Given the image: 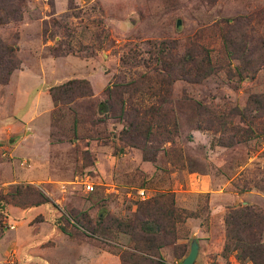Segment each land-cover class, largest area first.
<instances>
[{"label":"rangeland","instance_id":"1","mask_svg":"<svg viewBox=\"0 0 264 264\" xmlns=\"http://www.w3.org/2000/svg\"><path fill=\"white\" fill-rule=\"evenodd\" d=\"M13 8L23 19L0 25V41L16 44L21 63L0 84V264H121L117 252L130 238L92 229L106 212L128 219L140 189L175 199V233L155 263L182 264L196 239L194 264H236L224 255L227 214L248 204L264 210V0H0V16ZM196 42L215 70L172 85L174 144L124 142V122L100 114L106 87L154 72L161 43L185 52ZM73 79L88 80L94 93L79 108V139L70 130L76 102L57 114L50 95ZM77 177L95 191L74 184ZM26 186L50 203L15 206L11 194ZM80 213L83 224L68 222Z\"/></svg>","mask_w":264,"mask_h":264},{"label":"trees","instance_id":"2","mask_svg":"<svg viewBox=\"0 0 264 264\" xmlns=\"http://www.w3.org/2000/svg\"><path fill=\"white\" fill-rule=\"evenodd\" d=\"M22 19L21 10L19 12L13 8L6 15L0 16V25ZM44 32L46 36L50 34V29L45 28ZM56 39L57 36L53 34L51 40L59 45L60 42ZM192 47H185L184 52L177 43H161L156 54L158 67L154 72L141 73L137 78L127 81H115L106 87L107 98L99 105L100 114L109 116L113 112L119 122H124L121 132L124 142L133 144L135 141V146H138L142 141L145 147L153 142L174 144V139L179 134V126L176 110L170 106L172 85L181 78L190 82L205 80L215 70L208 48L205 45L201 48V44L197 42ZM231 47H234V43H231ZM54 49L59 51L55 53L56 56H64L62 49ZM16 50V44L9 46L0 41V84H8L14 72L20 69L21 63L16 56ZM70 50L74 52L73 48ZM50 95L55 111L60 106H71L70 104L76 102V106L71 108L73 120L70 130L74 138L79 139L83 125V114L79 108L83 106L81 103L93 102L91 83L85 79H73L51 88ZM146 95L154 98L155 102L150 107L143 108L135 100ZM56 113L60 114L59 111ZM142 149L146 160L157 161L156 154L149 157L146 150ZM18 196L19 200L16 198ZM11 197L16 202L15 206L24 208L30 204L38 207L50 203L48 198L35 192L30 186L17 187ZM176 213L173 193L164 194L138 202L136 211L126 220L110 217L108 212L101 214L97 228L92 230L104 235L124 234L130 238L131 246L117 252L121 264H165L159 261L155 263L154 260L155 257L161 259V250L169 244L167 236L171 232L175 233ZM82 215L80 213L75 219L72 218L73 222L71 217L66 218L73 225H80L83 224ZM91 223L88 219L87 225ZM225 223L227 240L224 255L231 257L236 264H264V210L251 204L240 205L229 211ZM62 232L70 235L66 229H62Z\"/></svg>","mask_w":264,"mask_h":264},{"label":"built area","instance_id":"3","mask_svg":"<svg viewBox=\"0 0 264 264\" xmlns=\"http://www.w3.org/2000/svg\"><path fill=\"white\" fill-rule=\"evenodd\" d=\"M74 184L82 186L87 193H92L95 191V185H94V183H92L90 181V179L88 177H86V178L77 177ZM137 197L141 201H146V200L150 199V196L148 195V191L146 189L138 190L137 191Z\"/></svg>","mask_w":264,"mask_h":264},{"label":"water","instance_id":"4","mask_svg":"<svg viewBox=\"0 0 264 264\" xmlns=\"http://www.w3.org/2000/svg\"><path fill=\"white\" fill-rule=\"evenodd\" d=\"M182 25V21L179 20L177 23V27H180ZM19 140H21V136L10 139V144H15L17 143ZM199 251H200V245L198 240L194 239L191 242V249H190V253L189 255L183 260L182 264H194L195 261L197 260L198 256H199Z\"/></svg>","mask_w":264,"mask_h":264},{"label":"crops","instance_id":"5","mask_svg":"<svg viewBox=\"0 0 264 264\" xmlns=\"http://www.w3.org/2000/svg\"><path fill=\"white\" fill-rule=\"evenodd\" d=\"M25 117H26V116L24 115V118H25ZM24 118H23V119H24ZM5 122H8V121L5 120ZM21 140H22V139H21ZM18 210H21L22 212H23V211H26V210H22V209H18ZM29 210H30V209H29Z\"/></svg>","mask_w":264,"mask_h":264}]
</instances>
